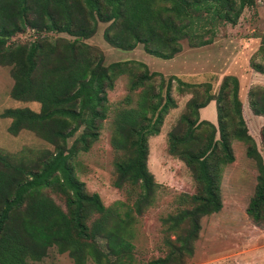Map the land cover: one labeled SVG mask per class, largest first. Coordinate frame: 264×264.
I'll use <instances>...</instances> for the list:
<instances>
[{"label": "trees", "instance_id": "obj_1", "mask_svg": "<svg viewBox=\"0 0 264 264\" xmlns=\"http://www.w3.org/2000/svg\"><path fill=\"white\" fill-rule=\"evenodd\" d=\"M0 0V65L9 67L13 80L9 96L17 101H35L28 107L5 108L6 131L16 135L28 130L52 148L16 152L0 150V264L40 261L47 250L66 253L72 264H138L133 260L135 215L152 206L162 187L146 167L147 138L156 135L163 117L175 102L169 81L163 87L159 72L149 71L136 60L103 63L101 51L85 43L97 22H106L103 40L112 47L130 50L141 44L145 53L170 59L189 46L210 44L219 24L235 25L245 7L254 0ZM40 10L44 32H64L63 37L31 38L13 43L26 24L28 9ZM264 52V33L259 38ZM251 68L264 74V66ZM128 78V91L113 111L110 143L117 153L113 162L114 186H135L130 205L116 200L104 206L97 193H87L73 168L72 157L97 139L109 112L107 91L117 77ZM157 76L154 87L151 80ZM179 91L199 84L173 76ZM162 88L164 92L162 93ZM214 101L216 125L198 119V109ZM246 103L251 114L264 121V86L248 85ZM129 105V106H128ZM188 113L167 133V151L183 161L196 184L193 193L173 194L176 209L160 218L165 234L158 256L142 264H183L190 257L199 231V220L221 208L220 176L233 160L230 139L245 145V156L254 159L257 175L245 213L256 226L264 225V161L248 130L235 75L224 74L215 94L204 88L186 101ZM81 127L79 145L66 148V140ZM215 133L218 137L215 138ZM257 134L264 148V123ZM57 196L60 206L52 196Z\"/></svg>", "mask_w": 264, "mask_h": 264}, {"label": "rangeland", "instance_id": "obj_2", "mask_svg": "<svg viewBox=\"0 0 264 264\" xmlns=\"http://www.w3.org/2000/svg\"><path fill=\"white\" fill-rule=\"evenodd\" d=\"M37 7L38 0H30ZM255 5L245 7L235 25L219 24L210 44L191 47L181 40V50L170 59H161L145 53L141 44L133 49L122 50L112 47L102 38L106 22H97L95 32L83 41L98 48L103 55V63L113 61L136 60L146 64L149 71L159 72L163 77V87L169 81V94L175 102V107L169 108L163 117L156 135L147 138L146 167L153 179L161 184L154 204L145 209L140 215H134L132 223V254L134 262L148 263L149 260L165 253L163 247L164 232L160 218L176 209L173 194H191L196 189L195 181L182 160L167 151V133L179 125V117L188 113L186 101L192 96L198 97L204 88L215 94L222 75L232 74L238 80V94L247 106L242 94L252 83L264 86V74L254 71L252 63L264 66V52L259 51V38L264 33V0H254ZM26 21H35V29L28 27L16 35L11 41L21 43L31 38L63 37L72 39L64 32H44L41 27L44 22L40 10L28 9ZM177 77L188 83L199 84L191 91H179L171 77ZM12 78L8 66L0 65V112L5 108L28 107L38 111L39 104L35 101H17L9 96ZM157 87L159 78L151 80ZM245 88V89H244ZM245 90V92H244ZM164 88H162V93ZM129 94L133 105L136 91H128V78L125 75L116 78L113 88L107 91L109 112L102 121L96 140L92 141L86 150H79L73 157V168L76 177L84 183L87 193L98 194L101 203L109 206L119 200L130 205L138 189L123 184L121 188L114 186L115 171L113 162L117 153L110 143V133L113 111L119 106L122 98ZM208 104V103H207ZM206 104V105H207ZM128 105V106H129ZM205 105V106H206ZM200 109V108H199ZM206 119L216 125L215 106L214 117ZM249 110L247 109V114ZM251 115V114H250ZM9 118L0 117V150L13 153L27 147L32 150H51L52 146L28 130H20L16 135L6 131ZM249 132L253 123L245 116ZM264 123V122H263ZM81 127L69 137L66 148L79 145ZM218 134L215 133V138ZM257 148L264 161V148L260 137H255ZM233 160L223 166L219 188L221 208L214 213L204 215L199 220V231L193 242L192 254L184 258L183 264H264V225L256 226L245 213V208L253 194L257 166L254 159L245 156V145L235 139H230ZM60 206H63L57 196H52ZM28 264H72L68 255L57 253L54 247L40 261H28ZM84 264H95L90 258Z\"/></svg>", "mask_w": 264, "mask_h": 264}, {"label": "crops", "instance_id": "obj_3", "mask_svg": "<svg viewBox=\"0 0 264 264\" xmlns=\"http://www.w3.org/2000/svg\"><path fill=\"white\" fill-rule=\"evenodd\" d=\"M244 92H245V90H244ZM240 94H242L241 97L243 96V98L245 97V99H246V94L245 93H240ZM240 99H241L242 104H243V108L242 109H243L244 118L247 115V118H249V120L253 123V128H252L251 135L253 136V138H255L256 135H257L259 126L261 124H263V122H264L263 118L260 117V116H255V115L251 114L250 111L247 114L246 112H247L248 107L245 106V104L243 103L242 98H240ZM199 115H200V118H207V119L214 117V101L211 100V101L208 102V104L206 106L200 108L199 109Z\"/></svg>", "mask_w": 264, "mask_h": 264}]
</instances>
